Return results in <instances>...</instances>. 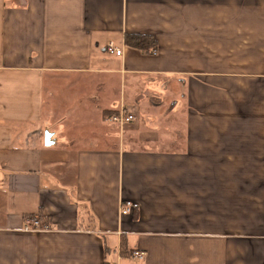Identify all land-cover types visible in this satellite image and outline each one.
<instances>
[{
	"label": "crops",
	"instance_id": "0c3cea01",
	"mask_svg": "<svg viewBox=\"0 0 264 264\" xmlns=\"http://www.w3.org/2000/svg\"><path fill=\"white\" fill-rule=\"evenodd\" d=\"M0 264H264V0H0Z\"/></svg>",
	"mask_w": 264,
	"mask_h": 264
},
{
	"label": "rangeland",
	"instance_id": "374dc122",
	"mask_svg": "<svg viewBox=\"0 0 264 264\" xmlns=\"http://www.w3.org/2000/svg\"><path fill=\"white\" fill-rule=\"evenodd\" d=\"M89 81L91 82H95L96 84H103L106 83V85L108 87H115L117 85H119V82L117 79L113 78V77H105V76H93ZM129 78H125L123 80L122 83V96L124 98V100L127 102H129L128 104L130 105V103L133 104V102H131L132 99V93L133 92L131 85L129 83ZM140 83V87L139 89L142 90L143 92H145L146 88H147V84L148 82L146 81L145 78L141 79L139 81ZM116 91H118L116 89ZM115 89L111 90V95L113 96L114 94H116ZM146 96V93H144ZM112 96H109L110 99H112ZM162 102H167L168 101V97H167V93L166 91L163 92L162 94ZM141 104L139 106V112L138 114H136V121L139 124V132L138 134L142 135V136H150V137H155L158 136L161 132V129L163 128V122H164V117L162 115V113H157V117H156V122L155 123H149L146 120L147 119V114L150 113L149 111V106H146V97L142 98L140 100ZM133 110V109H132ZM48 132V131H47Z\"/></svg>",
	"mask_w": 264,
	"mask_h": 264
},
{
	"label": "built area",
	"instance_id": "2783aa9c",
	"mask_svg": "<svg viewBox=\"0 0 264 264\" xmlns=\"http://www.w3.org/2000/svg\"><path fill=\"white\" fill-rule=\"evenodd\" d=\"M106 52L109 54L120 55L121 49L114 46L112 42H109L105 47ZM105 119L109 122L118 124L120 127L122 125L131 122L134 119V115L129 113L124 107L116 109L115 112H111L105 116ZM137 207V204L131 201H124L120 204V211L122 214H129L133 209ZM24 229L26 230H45L48 229V225H41L39 220V215H33L27 217L24 220ZM132 256L137 259H143L145 256L144 251H133Z\"/></svg>",
	"mask_w": 264,
	"mask_h": 264
},
{
	"label": "trees",
	"instance_id": "16d2710c",
	"mask_svg": "<svg viewBox=\"0 0 264 264\" xmlns=\"http://www.w3.org/2000/svg\"><path fill=\"white\" fill-rule=\"evenodd\" d=\"M123 41L126 46L138 49L145 53H154L157 49V42L152 35L149 34H139V33H127L123 36ZM116 110H104V115H108ZM32 215H27L31 217ZM39 220L41 225H49V219L44 216L42 212H39ZM120 253L125 255L127 253L126 245L124 239L120 242Z\"/></svg>",
	"mask_w": 264,
	"mask_h": 264
},
{
	"label": "water",
	"instance_id": "95a60500",
	"mask_svg": "<svg viewBox=\"0 0 264 264\" xmlns=\"http://www.w3.org/2000/svg\"><path fill=\"white\" fill-rule=\"evenodd\" d=\"M48 139H49V135L46 136V142H48Z\"/></svg>",
	"mask_w": 264,
	"mask_h": 264
}]
</instances>
